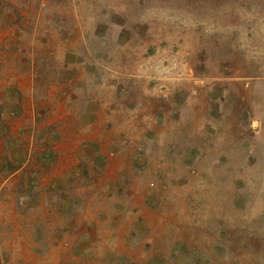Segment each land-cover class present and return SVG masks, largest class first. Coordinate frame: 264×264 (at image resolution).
Returning <instances> with one entry per match:
<instances>
[{
	"label": "rangeland",
	"instance_id": "rangeland-1",
	"mask_svg": "<svg viewBox=\"0 0 264 264\" xmlns=\"http://www.w3.org/2000/svg\"><path fill=\"white\" fill-rule=\"evenodd\" d=\"M0 264H264V0H0Z\"/></svg>",
	"mask_w": 264,
	"mask_h": 264
}]
</instances>
